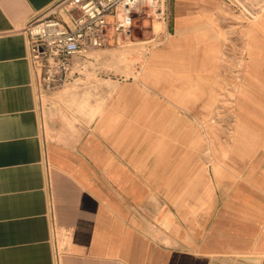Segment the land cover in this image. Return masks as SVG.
I'll use <instances>...</instances> for the list:
<instances>
[{
	"label": "crops",
	"instance_id": "1",
	"mask_svg": "<svg viewBox=\"0 0 264 264\" xmlns=\"http://www.w3.org/2000/svg\"><path fill=\"white\" fill-rule=\"evenodd\" d=\"M60 1L0 0V264H264V0L246 24L170 0L138 80L84 84L66 122L26 34Z\"/></svg>",
	"mask_w": 264,
	"mask_h": 264
},
{
	"label": "built area",
	"instance_id": "2",
	"mask_svg": "<svg viewBox=\"0 0 264 264\" xmlns=\"http://www.w3.org/2000/svg\"><path fill=\"white\" fill-rule=\"evenodd\" d=\"M144 17L167 26L170 0H62L26 28L34 69L40 67L39 75L44 71L47 90L74 84L86 77L111 38L129 34L133 22Z\"/></svg>",
	"mask_w": 264,
	"mask_h": 264
},
{
	"label": "rangeland",
	"instance_id": "3",
	"mask_svg": "<svg viewBox=\"0 0 264 264\" xmlns=\"http://www.w3.org/2000/svg\"><path fill=\"white\" fill-rule=\"evenodd\" d=\"M228 3L235 10L236 24H246L257 19L251 8L255 4L250 0H228ZM78 16V13L74 14V17L78 18ZM172 20L173 15L167 26L155 18L149 17L133 22L129 34L123 35L120 39L111 38L110 45L95 55L85 81L79 80L55 91L47 90L44 82L45 73L41 71V75H39L40 67L37 65L35 87L40 105L45 108L48 102L58 101L53 105L57 108L60 107L57 118L61 122H66L67 118L65 111H63L65 110L64 100L73 91L82 88L84 84L89 83L93 89L98 88L99 84L105 80L107 83H125L138 80L150 54L163 46L169 36L173 34ZM55 231L56 228L54 227Z\"/></svg>",
	"mask_w": 264,
	"mask_h": 264
}]
</instances>
